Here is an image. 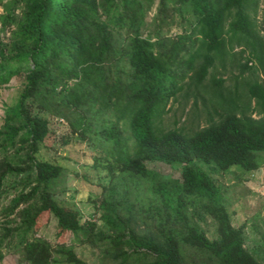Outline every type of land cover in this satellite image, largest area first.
Returning <instances> with one entry per match:
<instances>
[{
	"label": "trees",
	"instance_id": "obj_1",
	"mask_svg": "<svg viewBox=\"0 0 264 264\" xmlns=\"http://www.w3.org/2000/svg\"><path fill=\"white\" fill-rule=\"evenodd\" d=\"M155 1L0 0V91L25 77L0 127V200L12 196L1 211L0 261L14 243L26 264H89L73 245L38 236L55 217L58 233L94 244L102 264H264L203 167L251 172L264 164V82H245V99L238 88L226 92L222 78L207 82L235 43L252 48L264 73L259 0H158L145 35ZM174 23L182 32L170 33ZM248 62L242 72L254 69ZM190 91L206 94L207 125L165 129L169 102ZM47 113L106 151L110 181L94 200L98 218L83 221L58 199L67 170L37 156L50 133ZM158 162L181 167V176L149 167ZM193 205L214 218L217 238L191 222Z\"/></svg>",
	"mask_w": 264,
	"mask_h": 264
},
{
	"label": "rangeland",
	"instance_id": "obj_2",
	"mask_svg": "<svg viewBox=\"0 0 264 264\" xmlns=\"http://www.w3.org/2000/svg\"><path fill=\"white\" fill-rule=\"evenodd\" d=\"M158 0L152 10L146 15L147 24L145 35L155 28L154 14ZM185 17L190 19L186 13ZM175 23L182 26L186 21L182 14L176 13L172 17ZM258 28L264 39V0H259L257 11ZM171 27V34L182 32L176 24ZM230 46V45H229ZM229 54L225 55V60L218 57L214 65L210 68L207 82H211L213 77L225 80L224 86L228 90H236L243 94L245 99L247 88L245 82L259 80L264 82V73L252 48L246 45L234 44L229 47ZM248 59H251L248 62ZM248 62L253 65V70L242 72L241 63ZM24 75L15 76L10 83L0 91V127L4 120L5 109L14 104L23 88ZM238 85V87H237ZM194 91H190V97L169 102V112L163 117V127L182 128L185 132L193 133L207 125L210 115L213 112L211 106H204L203 98L206 94H198L195 98ZM197 99V103L195 100ZM255 104V100H253ZM35 111H38L35 109ZM75 113L78 111L75 110ZM49 118L50 133L41 146L37 156L51 162L63 165L67 170L65 178V191L58 194V199L65 205L77 207L81 210L83 221L88 220L93 214L98 218L101 212L96 213L97 206L95 199L101 197L102 185L109 183L110 176L108 169L103 167L106 164V151L101 143L95 138L92 140L89 135H82L74 132L67 119L53 114H46ZM254 117H259L257 113ZM130 135L128 131L125 133ZM150 168L156 169L164 175L179 178L181 167L172 166L162 162L151 163ZM221 187L224 201L231 215L233 224L242 227L245 234V245L253 251L256 256L264 261V164L257 170L244 172L239 168H232L228 172H223L203 165ZM12 196H2L0 200V232L3 226L4 215H1L2 208L9 204ZM190 220L193 224L206 233L211 239L218 237V225L214 218L202 210L199 206L193 205L190 208ZM38 236H42L53 245L67 243L73 245L78 256L89 264H102V254L99 249L91 243L79 244L78 237L72 233H58L57 221L52 217L40 229ZM5 257L0 264H26L23 252L13 243L4 249ZM190 254L191 256V252Z\"/></svg>",
	"mask_w": 264,
	"mask_h": 264
}]
</instances>
